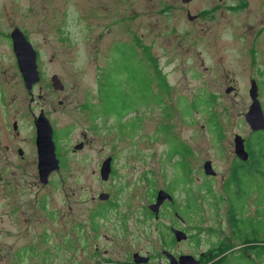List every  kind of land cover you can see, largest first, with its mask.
<instances>
[{
	"label": "rangeland",
	"instance_id": "1",
	"mask_svg": "<svg viewBox=\"0 0 264 264\" xmlns=\"http://www.w3.org/2000/svg\"><path fill=\"white\" fill-rule=\"evenodd\" d=\"M186 8L197 18L188 20ZM64 9L76 14L50 36L41 22L55 13L57 27ZM10 25L23 29L37 52L46 99L31 109L42 106L51 125L56 122L59 159L46 183L30 166L11 172L10 164L0 173L4 227L26 248L27 264H136V252L149 257L141 264H169L163 250L206 254L210 226H219L222 253L243 248L230 240L223 187L237 161L234 135L251 137L244 116L251 79L264 112V0H0V32ZM11 45L0 36L6 103L20 135L29 137L35 132L30 95ZM103 71L102 82L113 86L111 110L127 111L121 118L105 107L103 95L93 106ZM54 74L62 89L53 86ZM229 86L235 89L226 93ZM3 154L10 155L0 150V167ZM109 156L111 172L102 180L100 167ZM206 160L214 175L205 173ZM259 182L239 189L243 213L264 223V179ZM158 189L175 204L162 205L155 218L148 206ZM102 192L116 207L101 213ZM170 225L192 238L169 245ZM260 245L255 264H264ZM206 260L202 264L215 261Z\"/></svg>",
	"mask_w": 264,
	"mask_h": 264
},
{
	"label": "flooded vegetation",
	"instance_id": "2",
	"mask_svg": "<svg viewBox=\"0 0 264 264\" xmlns=\"http://www.w3.org/2000/svg\"><path fill=\"white\" fill-rule=\"evenodd\" d=\"M66 1V5L69 2V0H65ZM193 0L187 1V2H183L181 0V3L183 5H186L188 3H190ZM166 9H168L166 7ZM187 9V19L190 21H193L194 19L197 18L198 15L196 14H190L189 12V8ZM75 10L74 9H64V11L62 12V16L59 17V21H58V26L56 27V14L53 13L51 16L46 17L44 22H41L44 24V26L50 30V36H54L56 35V28L60 27V23L66 24L67 23V19L70 18V16H75ZM193 16L192 19L188 18V15ZM69 17V18H68ZM14 28H19V26L17 25H10L7 29V31H3L0 32V36L3 40H7L10 42V44H12V48H13V40H12V31ZM22 31V33L24 34L23 29H20ZM24 36L27 38V36L24 34ZM145 56V55H143ZM149 59L150 62L154 61V57L155 55L151 54L150 57L149 55H146ZM37 61V60H36ZM3 59L2 57H0V150H4V151H8L10 153V155L8 154H3V156L6 158V165L1 166L0 167V173L7 171L8 170V165L11 164V172H15L18 169H28V167L26 166H30L35 172H37V175L39 177V147H38V143H37V126H36V121L37 118L40 115H44L47 119V114L44 111L43 107H39L38 111L31 109V104L36 103V102H41L44 101L46 99V95H44L43 93V88L41 85L42 82V74L40 69L38 68V64H37V68L39 71V76L40 79L38 82L34 83L31 88L29 89V103L27 104L28 108H29V112L31 117L33 118V127L35 129V132L33 135L31 136H22L19 133L18 130V123L16 120L12 121L11 117L13 116V111L12 109L8 106L9 103H6L7 100V96L9 94V85L6 82L5 78H4V69H3ZM20 71V69H19ZM21 72V71H20ZM56 75V74H54ZM23 80V77H22ZM24 81V80H23ZM39 84V88L37 89V92L35 91V87ZM258 85V84H257ZM235 89V88H234ZM28 90V89H27ZM258 98H259V86H258ZM62 103V102H61ZM60 103V104H61ZM95 106V105H93ZM54 112L56 113V108H53ZM101 114V113H100ZM95 115V114H94ZM92 115V116H94ZM102 115H107V114H102ZM107 116H112L113 115H107ZM122 117V116H121ZM120 117V118H121ZM56 118V117H55ZM49 121V119H48ZM50 123V121H49ZM51 125V123H50ZM52 128V140L54 143V156L56 159V122L53 124V126L51 125ZM12 129L15 131L14 132V138H8L9 135L12 133ZM254 132V131H251ZM257 132V131H255ZM245 139H244V146H245ZM247 144V143H246ZM83 146V143H82ZM82 148V147H81ZM80 148V149H81ZM246 149V147H245ZM246 151L248 152V158L246 160H240L238 157L237 161H234V164L241 161L243 163L249 164L251 162V155H250V151L247 148ZM233 164V165H234ZM233 165L231 166V168L233 167ZM25 166V167H24ZM230 168V171H231ZM54 173H56V168L52 171ZM51 173V172H50ZM50 175V174H49ZM49 177V176H48ZM0 178H2V176L0 175ZM40 179V177H39ZM41 182V181H40ZM42 183V182H41ZM9 185V184H7ZM5 188V186H4ZM168 192V191H167ZM156 196V193H155ZM155 196H154V202H155ZM173 197V196H172ZM248 198V197H247ZM99 199V197H98ZM99 200H104L106 204H110V206L105 207L106 204L104 205H100L99 208L96 210H100L101 213L108 210V209H114L116 207V205H112L110 202L112 201L111 199H109V197L107 199H99ZM153 202V203H154ZM175 204V198H172V201H170L169 199H164L163 202L159 205L158 207V213L157 215L154 214L155 218H158L159 215V209L162 205L165 204ZM152 204V203H151ZM245 205V202H244ZM244 205L242 207V210L237 211V215L243 219L244 223L246 226H248V223H253L252 219L247 218L246 215L243 213L244 211ZM188 204H187V199L185 200V208H184V212L189 211L187 208ZM199 208L195 207L193 212L198 211ZM192 211V210H191ZM177 215V214H176ZM229 211H228V206H227V223L228 226L230 228V240L232 245H237V246H243V248L241 249H232L231 251H229V253H227L226 255L224 253H222V238L219 236L218 234V229L219 226H210L208 228V233L209 234H214L211 238L207 239L209 242V249L208 252L205 254V251L200 252V254L198 256L190 254V253H181V254H177L174 255L173 253H171L168 250H163V255L165 256V258L168 260L169 264L171 263L170 258L166 255V253L170 254L174 261L176 262V264H181L179 262V256L180 255H193L195 259L198 260V264H202V262L207 258L206 261H211V260H215L213 263L210 264H224L223 261H220L224 256H228L230 255L232 252L234 251H239L240 253H243L247 258H249L251 260V264H255V258H260L261 253H262V246L260 245V243H262V241L257 242L258 246H260V254H256L253 251V248L251 244L253 242L251 241H238V239L236 238V233L234 232V228L231 226L230 221H229ZM7 217L4 213H0V264H27V253H26V248L20 245H15L12 241H11V237L13 236V232L10 231L9 229H6L4 227L5 222L7 221ZM243 227V226H241ZM251 228V227H250ZM174 229L180 230L181 232H183L186 237L182 238L180 240L176 239V236L174 234ZM212 229V230H211ZM264 230L262 229L259 233H257V235L261 234L259 237L260 238H264ZM169 245L171 244H179L180 242H183L185 240H187L189 237L192 238L193 235H189L184 231V229H182L181 227H175L170 225L169 226ZM173 238V239H172ZM218 245V248L214 251L215 253H212L210 251V248L212 246ZM95 251H99L100 247L99 246H95L94 247ZM250 251V252H248ZM137 253V252H136ZM136 253L133 254V259L135 261L136 264H141V263H147L149 261V257L147 261L145 262H137V255ZM138 254V253H137ZM224 254V255H223ZM140 255V254H139ZM141 257H146V256H142Z\"/></svg>",
	"mask_w": 264,
	"mask_h": 264
},
{
	"label": "water",
	"instance_id": "3",
	"mask_svg": "<svg viewBox=\"0 0 264 264\" xmlns=\"http://www.w3.org/2000/svg\"><path fill=\"white\" fill-rule=\"evenodd\" d=\"M187 2L190 0H182ZM189 19H192L193 16L188 15ZM12 40H13V50L16 55L18 67L21 71L24 84L26 89H30L31 86L38 82L40 79L39 71L37 68V52L32 47L31 43L25 38L22 31L19 28H14L12 31ZM52 84L55 88H63V83L57 75H53ZM234 87H227L225 89L226 93H230ZM249 97L251 103L249 105L248 111L245 113V120L249 125L251 131H263L264 130V112L262 105L258 98V85L255 79H251L250 88H249ZM37 126V143L39 147V177L42 183L48 181V176L55 168H59V159L54 156V143L52 140V128L48 119L44 115H40L36 121ZM234 153L236 157L240 160H246L248 158V152L244 146V138L240 134H235L234 138ZM82 143L75 145V149H80ZM111 160L112 158L107 157L101 164L100 167V176L102 180H107L111 172ZM203 168L206 174L214 175L215 171L212 167L211 161L206 160L203 164ZM109 196L108 193H100L99 199H107ZM172 195L164 189H158L156 191L155 202L150 204L148 208L154 214L157 215L158 207L163 202L164 199H169L172 201ZM174 234L177 240L185 238L186 235L180 230L174 229ZM137 262H145L148 260L147 257H141L137 254ZM170 258L172 264H176L173 257L166 253ZM179 262L181 264H198V260L194 258L193 255H180Z\"/></svg>",
	"mask_w": 264,
	"mask_h": 264
},
{
	"label": "trees",
	"instance_id": "4",
	"mask_svg": "<svg viewBox=\"0 0 264 264\" xmlns=\"http://www.w3.org/2000/svg\"><path fill=\"white\" fill-rule=\"evenodd\" d=\"M128 47L127 45H125ZM104 76V71L102 77L99 79V87H98V93H99V102L97 103V106L99 107V104L102 101L101 96L103 95L105 100V107L107 109H114L115 105L111 101V96L113 95V86L110 83H104L102 82ZM94 106V107H95ZM127 111L123 110V112L120 111H113L111 110V113L115 116H122ZM101 113V112H100ZM110 114V115H112ZM246 143L249 146V151L251 155V162L249 164L243 163L241 161L235 163L230 171V176L226 179V183L224 185V192L226 191L228 195H226L225 192V198L226 202L228 204V211L230 213L229 215V221L231 226L234 228V232L236 233V238L238 241H251L253 242L252 248L254 253L260 254V246H258L257 242H264V238H260L257 233H259L262 229H264V223L259 222L255 223L254 219H252L253 223H248V226L245 225L242 218H240L237 215V211L242 210V207L244 203L242 202V195L240 193L239 187H241L243 184L251 186L254 183H260L259 180L264 179V130L263 131H257L252 132L251 137L246 140ZM256 172L261 175V177L253 178V173ZM231 182H234L238 188L235 190H232L230 184ZM264 183V182H263ZM207 185V184H206ZM205 190V189H204ZM208 194H211V188L207 185V189L205 190ZM223 197L219 196L216 197V200H222ZM230 199L232 203L230 202ZM197 207L196 199L192 200ZM243 226V227H241ZM251 227V228H250ZM212 230V229H211ZM218 248V245L212 246L210 248V251L212 253H215L214 251ZM220 261H223L224 264H251V260L247 258L243 253H240L239 251H234L228 256H224Z\"/></svg>",
	"mask_w": 264,
	"mask_h": 264
}]
</instances>
